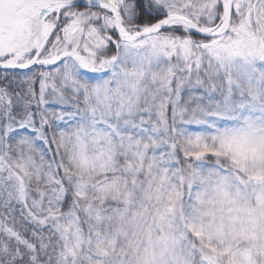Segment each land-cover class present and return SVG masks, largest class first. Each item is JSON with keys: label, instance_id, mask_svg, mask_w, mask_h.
I'll return each mask as SVG.
<instances>
[{"label": "snow or ice", "instance_id": "obj_1", "mask_svg": "<svg viewBox=\"0 0 264 264\" xmlns=\"http://www.w3.org/2000/svg\"><path fill=\"white\" fill-rule=\"evenodd\" d=\"M0 264H264V0H0Z\"/></svg>", "mask_w": 264, "mask_h": 264}]
</instances>
